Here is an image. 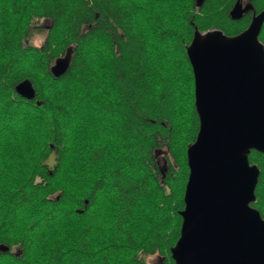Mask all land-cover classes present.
<instances>
[{
  "label": "trees",
  "instance_id": "1",
  "mask_svg": "<svg viewBox=\"0 0 264 264\" xmlns=\"http://www.w3.org/2000/svg\"><path fill=\"white\" fill-rule=\"evenodd\" d=\"M237 1L0 0V264H176L200 129L187 48L196 28L235 36L264 12L247 0L234 19ZM26 78L35 99L15 90ZM249 160L264 218V153Z\"/></svg>",
  "mask_w": 264,
  "mask_h": 264
},
{
  "label": "water",
  "instance_id": "2",
  "mask_svg": "<svg viewBox=\"0 0 264 264\" xmlns=\"http://www.w3.org/2000/svg\"><path fill=\"white\" fill-rule=\"evenodd\" d=\"M204 2L196 0L197 7ZM240 7L232 9L234 19L246 10ZM263 23L264 12L235 36L220 30L200 34L196 28L187 48L200 129L187 150L181 236L171 249L176 264H264V218L252 206L260 169L249 160L253 149L264 153ZM73 47L51 66L55 77L69 69ZM15 90L36 97L28 78ZM0 250L10 247L0 244Z\"/></svg>",
  "mask_w": 264,
  "mask_h": 264
},
{
  "label": "rangeland",
  "instance_id": "3",
  "mask_svg": "<svg viewBox=\"0 0 264 264\" xmlns=\"http://www.w3.org/2000/svg\"><path fill=\"white\" fill-rule=\"evenodd\" d=\"M49 24V21H45L41 26L34 27L31 30L29 40L32 44L39 46L44 42ZM164 150L166 149L164 148ZM160 160L163 164V153L160 154ZM50 161L53 162L54 159L51 158ZM146 260L149 264H162L161 258L157 254L147 256Z\"/></svg>",
  "mask_w": 264,
  "mask_h": 264
},
{
  "label": "flooded vegetation",
  "instance_id": "4",
  "mask_svg": "<svg viewBox=\"0 0 264 264\" xmlns=\"http://www.w3.org/2000/svg\"><path fill=\"white\" fill-rule=\"evenodd\" d=\"M236 4H240V6H241L240 8H242V9L246 8V10L243 12L242 16H244V14H246V13L250 12L251 10H253V5L250 2H248L247 0H238L236 2ZM236 4L234 5V7L236 6Z\"/></svg>",
  "mask_w": 264,
  "mask_h": 264
}]
</instances>
